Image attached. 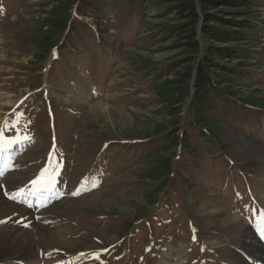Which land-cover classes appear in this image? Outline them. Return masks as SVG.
Masks as SVG:
<instances>
[{
    "label": "rangeland",
    "instance_id": "obj_1",
    "mask_svg": "<svg viewBox=\"0 0 264 264\" xmlns=\"http://www.w3.org/2000/svg\"><path fill=\"white\" fill-rule=\"evenodd\" d=\"M182 1L151 0L150 6L138 1L136 5L144 7L139 9V33L132 21L139 11L124 15L120 29L107 30L119 34L121 53L106 56L97 47L92 51L96 58L86 60L77 49L66 48L69 63H59L50 78L44 69L42 89H32L27 73L36 71L30 63L35 60L31 52L37 39L31 41V34H25L29 54L21 56L12 24L30 20L39 25L61 0H0V135L20 137L6 154L11 164L0 173V239L10 233L36 240L33 246L14 248L5 256L0 241V264H28L30 259L34 264H160L170 246L183 247L173 255L184 257V264H198L202 258L203 264H264L260 231L264 211L259 209L264 208V127L256 126L255 119L264 121V111L244 120L250 108L233 104L257 99L256 104L264 107V0H193L196 18L189 15L191 10L178 7ZM69 7L73 13L77 2ZM206 24L229 40H213L204 33ZM177 26L184 31L182 36ZM194 29L199 44L194 62L209 48L216 65L207 69L217 88L207 87V98H201L206 121H199L194 112L189 115L190 98L173 106V111L164 110L151 91L155 81L176 79L184 71L182 65L174 72L168 67L189 53L183 38ZM217 49H226L228 55L218 57ZM144 59H149L145 69L138 67ZM193 80L194 71L188 82L191 95ZM43 89L58 105L75 106L77 111L65 123L61 140L68 146L67 169H50L33 180L38 183H30L41 165L39 159L50 151L51 129L45 125L46 116L40 119L44 125L35 130L34 123L17 124L11 106L21 95ZM229 90L236 95H229ZM42 108L28 103L26 111ZM187 116L195 117L200 127L191 136V152H185L181 140L172 143L184 131ZM160 128L163 132L158 133ZM199 133L216 144L208 148ZM161 135H168L169 141L166 146L157 144L158 153L171 157L175 166L165 186L162 179L148 175L155 157L140 161L141 156L131 163L128 159L125 166H119V160L107 177L88 176L76 188L69 185L70 176L73 182L77 172L91 164L85 154L88 148L132 138L133 156L134 148L143 151L149 144L143 142L146 137ZM74 155L78 160L71 168ZM34 161L37 165L31 167ZM55 172L58 176L52 177ZM35 192L46 193L45 198L28 201Z\"/></svg>",
    "mask_w": 264,
    "mask_h": 264
},
{
    "label": "trees",
    "instance_id": "obj_2",
    "mask_svg": "<svg viewBox=\"0 0 264 264\" xmlns=\"http://www.w3.org/2000/svg\"><path fill=\"white\" fill-rule=\"evenodd\" d=\"M140 0H61V2L58 5H55L52 7L48 12V17L40 21L39 25H31L28 24L26 27L21 31L22 37H20L19 46L21 49V52H25L28 50L30 46L26 44L25 41V34H31V41H34L37 39L35 43L36 46V54H35V60L32 62V64L36 67V71L40 73L42 71V68L47 61L49 51L52 46L58 45L63 36L64 33L68 32L66 38L63 41V44L66 48L69 49H77V53L84 55V52H90L95 48V46L91 47L90 44L96 45L97 47H105L110 46L111 49L115 48L117 45L118 49L120 48V42L122 41L121 38H119V34L116 32L108 33L107 30H113V29H120V24L122 22V17L124 15H130L133 11H139V9L144 8L141 5H136ZM145 1V5H149L151 0H143ZM249 2L251 0H248ZM78 3L76 8V14L73 17L72 11L70 9L71 3ZM142 3V2H141ZM191 3V4H190ZM247 3H245L246 5ZM67 5V6H66ZM136 5L137 7H134ZM150 6V5H149ZM68 7V8H67ZM180 9L184 10H191L189 15H193L195 18L198 17L196 6L193 2V0H183L182 2H179ZM44 12V11H43ZM139 15L140 11L137 15L133 18V23L136 25V28L139 33ZM87 17L91 18V22H86ZM71 21V22H70ZM70 22V23H69ZM47 25L45 28L44 26ZM187 24L183 25L182 27H186ZM210 25L207 24L204 25L205 34H209L210 37L215 41H223L227 42L229 39H226L224 35H222L220 32L217 34L211 30H208ZM211 28V27H210ZM176 29H178L180 35L182 36L184 34V31L180 28V26H177ZM251 30V29H250ZM177 31V30H176ZM262 31V30H261ZM254 32L255 29H254ZM178 33V32H177ZM139 35V34H138ZM183 40L186 43L187 49H189V53L186 54L184 58H181L180 60L176 61L175 63H171V65L168 67L169 70H176L177 67L182 65L184 67V71L182 69L180 72L176 75L178 77L176 79H166L162 83H160L159 80L155 81L152 85L151 91L155 94V96L158 98L157 102L161 103L163 105L164 110L166 109H172L173 106L180 105L182 102L191 99L188 103V110L189 112H194V114H197V119L199 121H206L204 119V115L206 112L203 108V103H201L203 98L202 96L206 97L205 93L209 92L207 87H216L215 83L216 81L213 79V76H210L209 70L207 69V66L209 68H215L216 65H212L213 57L210 56L213 53L210 51L209 48H206V51L201 56V59L198 61V63H195L194 61L199 56V44L196 39V33L195 29L192 31L190 35H185ZM86 45L85 48L82 47V45ZM65 49L62 51V47L59 51V59L62 61H66V55L64 53ZM226 49H217L218 57H225L228 55V53L225 51ZM62 53L60 54V52ZM196 56V58H194ZM248 58V57H246ZM245 58V59H246ZM149 59H144L139 63H137L138 67H147L145 65L148 62ZM162 73L163 69L161 68ZM182 71V72H181ZM194 71V80H193V86L195 88V92L193 95L190 94V86L188 82L192 79ZM170 72V71H169ZM178 72V71H177ZM241 76V75H240ZM217 88V87H216ZM153 89V90H152ZM230 91V92H229ZM228 91L229 95H236V93L232 92L231 90ZM201 96V97H200ZM207 98V97H206ZM257 99H253L251 101H243L238 103H233L237 107L244 108H250L251 112H248L244 115V120H248L249 115L252 116L254 112H261L264 111V107H261L260 105L256 104ZM232 105V102H230ZM195 105H198V107H195ZM168 107V108H166ZM170 113H172V111ZM188 112V113H189ZM190 112L189 115L192 113ZM256 119V126H263L264 121L259 122ZM196 120L195 117L187 116L184 131L174 138L173 145H178L180 140L183 143V149L185 152H191L189 149L192 144V138L191 136L199 132V122ZM240 122V121H239ZM238 123V122H237ZM158 133L163 132V129L160 128ZM201 131L204 132V129L202 128ZM206 132V131H205ZM199 135L202 138L206 139V144H208V148L212 146L211 144H216L214 141H210L208 136L204 133H199ZM168 135H161L154 138L146 137L144 142L149 143V147L145 148L143 151H138L133 153V156L131 155L130 151L128 154H126L124 157L121 155L120 151H116L115 153H112V159L114 158L115 161L122 160L120 165H127L129 160L131 158L136 159L138 156L144 155V159L151 160L152 157H155V159L152 161L151 166V172L148 175H151L154 177V179H162L163 186L166 185V181L172 178V172L173 168L175 167L174 164H171V157H165V155L158 153L160 148L154 149L150 154H148V149L153 147V145L162 143V146L168 143L169 139L167 138ZM177 138V139H176ZM126 139V138H124ZM143 139V138H141ZM123 140V139H122ZM122 140H116L113 141V150L120 144H122ZM196 140V138H195ZM112 143V142H111ZM111 143H109V147L111 146ZM124 144V143H123ZM133 144H131L132 147ZM124 144V148H125ZM108 147V148H109ZM195 148V147H194ZM166 149V148H165ZM193 149V148H192ZM108 150V149H107ZM130 150V149H129ZM159 154V155H158ZM158 155V156H157ZM192 156V155H191ZM129 159V160H128Z\"/></svg>",
    "mask_w": 264,
    "mask_h": 264
},
{
    "label": "bare ground",
    "instance_id": "obj_3",
    "mask_svg": "<svg viewBox=\"0 0 264 264\" xmlns=\"http://www.w3.org/2000/svg\"><path fill=\"white\" fill-rule=\"evenodd\" d=\"M6 156V155H5ZM2 245L4 246V250L2 251V256L10 254V250L14 249L19 251L21 247H30L33 246L36 242V240L33 239H26L23 240L22 238H17L13 236L10 233L3 234L2 238L0 239ZM183 247L179 249H174L172 246L167 247L165 250V256L162 261H160V264H184L185 258L184 257H174L173 253L174 251H181ZM29 259V258H27ZM36 259V258H34ZM28 264H34V261L28 262Z\"/></svg>",
    "mask_w": 264,
    "mask_h": 264
},
{
    "label": "snow or ice",
    "instance_id": "obj_4",
    "mask_svg": "<svg viewBox=\"0 0 264 264\" xmlns=\"http://www.w3.org/2000/svg\"><path fill=\"white\" fill-rule=\"evenodd\" d=\"M25 139H28L27 137H25ZM20 140V137L19 136H17L14 140H5V138L2 136V135H0V146H2V145H4V144H8V145H11L12 143H15V142H17V141H19ZM33 183H38V181H35V182H33ZM261 225H264V218H262L261 219ZM260 231H261V234L262 235H264V226H262L261 228H260ZM193 239L195 240V236H193Z\"/></svg>",
    "mask_w": 264,
    "mask_h": 264
}]
</instances>
